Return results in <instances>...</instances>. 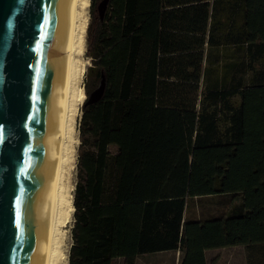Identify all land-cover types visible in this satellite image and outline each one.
<instances>
[{"label":"trees","instance_id":"16d2710c","mask_svg":"<svg viewBox=\"0 0 264 264\" xmlns=\"http://www.w3.org/2000/svg\"><path fill=\"white\" fill-rule=\"evenodd\" d=\"M92 0L68 264L243 247L264 264V0ZM239 194L243 214L186 218Z\"/></svg>","mask_w":264,"mask_h":264},{"label":"water","instance_id":"95a60500","mask_svg":"<svg viewBox=\"0 0 264 264\" xmlns=\"http://www.w3.org/2000/svg\"><path fill=\"white\" fill-rule=\"evenodd\" d=\"M69 14L70 0H0V264H41Z\"/></svg>","mask_w":264,"mask_h":264},{"label":"bare ground","instance_id":"6f19581e","mask_svg":"<svg viewBox=\"0 0 264 264\" xmlns=\"http://www.w3.org/2000/svg\"><path fill=\"white\" fill-rule=\"evenodd\" d=\"M86 8L87 0H70V14L63 53L64 68L61 90V118L56 137V157L51 178L49 211L41 253V264H59L60 255L59 251L56 250V245L58 242L57 238L61 234H59L58 230L68 220V212L65 210L61 211V206L68 204L69 200V193L65 188L64 181L66 179L65 175H68V170L72 165L71 155H73V144L69 138L72 136L74 130L75 108L78 101L82 102L85 99V94L79 83L84 71V67H81L80 56L86 26V18L84 15ZM73 211L74 208L70 206L69 212Z\"/></svg>","mask_w":264,"mask_h":264},{"label":"rangeland","instance_id":"374dc122","mask_svg":"<svg viewBox=\"0 0 264 264\" xmlns=\"http://www.w3.org/2000/svg\"><path fill=\"white\" fill-rule=\"evenodd\" d=\"M91 2L92 0H87V8L84 12L86 18V26L83 34V38H84L83 48L80 56L81 64H82L81 67L82 66L84 67V71L80 78L79 85L83 89L84 94H85L84 86L86 84L87 69L91 66V60L86 54L87 35H88L87 31H88V25L91 20ZM86 98L88 97L85 94V99L82 102L78 101L76 105L75 117L73 122L74 130L72 136L69 138V140L73 144V152H72L73 155H71L72 165L68 170V175L67 176L65 175L66 179L64 181L65 188L69 193L68 196L69 200H68V204H63L61 206V211L65 210L66 212H68V220L64 225H61L58 230L59 234H61L57 238L58 242L56 245L57 246L56 250L59 251V255H60L59 264H68V254L70 247L72 245L71 230L74 222L73 220L74 211L69 212V210H70V206L73 207V194H74L75 185L77 183V163H78V153L80 147L79 126L83 114L82 109ZM66 183L69 185H67ZM186 203H187L186 218L189 221H204L208 219H215L221 217H235L242 215L244 212L242 197L239 194H222V195L188 198ZM205 254L207 256L208 264L211 262V260L214 257H216V264H241L242 261V250L240 247L209 250L206 251ZM175 258L177 257L175 256ZM173 261H174V253H167L162 256L152 255V256L140 257L135 261V264H172ZM114 264H122V260H117Z\"/></svg>","mask_w":264,"mask_h":264},{"label":"crops","instance_id":"0c3cea01","mask_svg":"<svg viewBox=\"0 0 264 264\" xmlns=\"http://www.w3.org/2000/svg\"><path fill=\"white\" fill-rule=\"evenodd\" d=\"M241 250H242V261H241V264H246V258H245V253H244V249L243 247H240ZM216 250V249H215ZM211 252V251H210ZM167 253H172V252H162V253H158L156 254L157 256H162V255H165ZM206 255V254H205ZM175 256L177 258H175ZM206 257V261H207V256ZM178 258H179V254L178 253H174V261L172 264H178ZM208 264V263H207ZM209 264H216V257H214L211 262Z\"/></svg>","mask_w":264,"mask_h":264}]
</instances>
